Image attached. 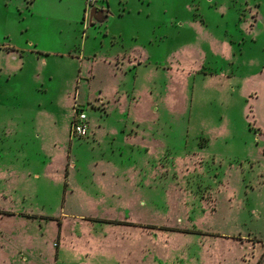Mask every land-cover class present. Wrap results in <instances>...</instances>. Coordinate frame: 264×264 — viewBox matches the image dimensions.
I'll use <instances>...</instances> for the list:
<instances>
[{
  "label": "rangeland",
  "instance_id": "rangeland-1",
  "mask_svg": "<svg viewBox=\"0 0 264 264\" xmlns=\"http://www.w3.org/2000/svg\"><path fill=\"white\" fill-rule=\"evenodd\" d=\"M102 4L0 0V264H264V0Z\"/></svg>",
  "mask_w": 264,
  "mask_h": 264
},
{
  "label": "built area",
  "instance_id": "built-area-1",
  "mask_svg": "<svg viewBox=\"0 0 264 264\" xmlns=\"http://www.w3.org/2000/svg\"><path fill=\"white\" fill-rule=\"evenodd\" d=\"M87 3L88 7L92 8L96 5L97 0H87ZM74 100V114L70 125V136L72 138H86L88 137L90 132L88 115L84 106L78 103L76 97L74 98Z\"/></svg>",
  "mask_w": 264,
  "mask_h": 264
},
{
  "label": "crops",
  "instance_id": "crops-1",
  "mask_svg": "<svg viewBox=\"0 0 264 264\" xmlns=\"http://www.w3.org/2000/svg\"><path fill=\"white\" fill-rule=\"evenodd\" d=\"M100 7H104L105 8V6H104V4H102V6H100ZM89 14V12H87V11H83V16H84V21L86 20V15H88ZM112 15V14H111ZM111 15H110V17H109V19H108V21H110V18H111ZM89 27V26H88ZM21 53H22V51H20V50H18L17 48H15V47H13L12 49H11V51H10V54H11V58H14V60L15 61H17L19 58H20V56H21ZM117 92H118V96L120 95V93H119V89H117ZM116 97H117V94L115 95ZM121 96V95H120ZM106 102L108 103V101H106V98L104 97V102L103 103H105L106 104ZM104 104V105H105ZM108 114V113H107ZM90 126V125H89ZM89 136V135H88ZM8 213H10V214H8ZM13 213V211H6L5 212V215H14V213ZM81 216V215H80ZM33 219L34 217H32V216H28V220H30V219ZM44 218H46V219H49V220H52V221H55L56 219H57V223H58V218L56 217V216H54V215H47V216H45ZM31 219V220H32ZM57 223L56 222H54V224H55V226L58 228V225H57ZM40 227H43V224L40 226ZM56 228V230H55V233L58 231V229ZM51 237H54V235H51ZM50 248H51V246L50 245H48ZM55 254H56V258H55V261H58V259H59V250L58 249H55ZM20 254H21V256H22V258L24 259V260H27L28 262H30V264H31V255H29V256H27L28 255V253H27V251H22V249L20 248V252H19Z\"/></svg>",
  "mask_w": 264,
  "mask_h": 264
},
{
  "label": "water",
  "instance_id": "water-1",
  "mask_svg": "<svg viewBox=\"0 0 264 264\" xmlns=\"http://www.w3.org/2000/svg\"><path fill=\"white\" fill-rule=\"evenodd\" d=\"M100 16L97 18V16ZM110 17V12L109 10H100L97 7H94L91 11V18L89 20V25L90 27H93V22L96 21L97 23L105 24Z\"/></svg>",
  "mask_w": 264,
  "mask_h": 264
},
{
  "label": "flooded vegetation",
  "instance_id": "flooded-vegetation-1",
  "mask_svg": "<svg viewBox=\"0 0 264 264\" xmlns=\"http://www.w3.org/2000/svg\"><path fill=\"white\" fill-rule=\"evenodd\" d=\"M94 7H97V8L100 9V10H107V9H105L104 7H103V8H102V7H99V5H98V6H94ZM94 7L90 8V10H89V14H88L89 16H88V22H87L88 26H90V25H89V20H90V18H91V11H92V9H93ZM99 17H100V16L98 15L97 18H99ZM92 24H93V27H96V26L99 27V26L104 25V23L101 24V23H99V22L97 23L96 21H94ZM100 98H101V102H104V100H103L104 97H100ZM79 104L82 105V106H84L82 103H79Z\"/></svg>",
  "mask_w": 264,
  "mask_h": 264
}]
</instances>
